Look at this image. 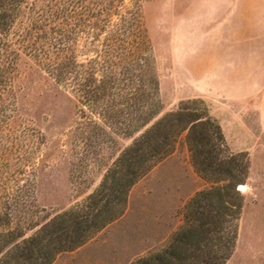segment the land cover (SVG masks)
<instances>
[{
	"label": "trees",
	"instance_id": "obj_1",
	"mask_svg": "<svg viewBox=\"0 0 264 264\" xmlns=\"http://www.w3.org/2000/svg\"><path fill=\"white\" fill-rule=\"evenodd\" d=\"M142 2L0 0V264H52L58 254L86 243L124 213L134 184L182 141L208 185L187 201L183 223L169 242L132 264H226L231 258L245 200L237 187L248 178L247 154L230 149L200 98L159 116L156 56ZM22 53L44 83L73 93L81 119L78 136L86 147L101 135H139L79 204L43 223L22 215L13 226L34 194L45 144L42 131L20 113Z\"/></svg>",
	"mask_w": 264,
	"mask_h": 264
},
{
	"label": "rangeland",
	"instance_id": "obj_2",
	"mask_svg": "<svg viewBox=\"0 0 264 264\" xmlns=\"http://www.w3.org/2000/svg\"><path fill=\"white\" fill-rule=\"evenodd\" d=\"M250 3H256L254 7L262 3L263 7L245 9L253 7ZM246 12L261 13L264 18V0L142 2V15L156 56L162 106L159 116L176 110L181 101L195 98L204 100L211 114L215 104L230 120L226 125L230 149L245 152L249 160L244 183L247 189L237 187L245 200L235 250L226 264H264V148L256 113L250 112L244 99L237 102L228 95L220 97L212 88L215 56L221 54L227 61L237 52L246 54L256 48L228 32ZM18 67L24 85L19 92L20 113L26 123L42 131L45 144L39 153L34 194L14 218L13 226L22 215L32 223H43L79 204L99 186L120 150L139 135H101L89 140L86 147L78 136L81 119L73 93L44 83L35 63L24 53ZM207 185L192 166L182 141L172 155L134 184L118 219L80 247L58 254L52 264H132L160 250L183 223L187 201ZM38 227L27 231L26 236Z\"/></svg>",
	"mask_w": 264,
	"mask_h": 264
},
{
	"label": "crops",
	"instance_id": "obj_3",
	"mask_svg": "<svg viewBox=\"0 0 264 264\" xmlns=\"http://www.w3.org/2000/svg\"><path fill=\"white\" fill-rule=\"evenodd\" d=\"M254 4L256 3H250L251 6ZM258 4L255 5L256 7L245 9H262L263 4ZM228 32L231 37H236V40H248L256 45V48L246 54L237 52L227 61L222 59L221 54L215 56L212 62V88L220 97L228 95L237 102L244 99L250 112L255 111L258 136L264 148V18L261 13L246 12L240 15L238 23ZM212 110V115L222 126L227 138L226 125L230 120L225 113L217 110L215 104ZM235 121L237 122L232 120V122Z\"/></svg>",
	"mask_w": 264,
	"mask_h": 264
},
{
	"label": "bare ground",
	"instance_id": "obj_4",
	"mask_svg": "<svg viewBox=\"0 0 264 264\" xmlns=\"http://www.w3.org/2000/svg\"><path fill=\"white\" fill-rule=\"evenodd\" d=\"M239 189H240L241 191H245V190L247 189V187H246L245 184H241V185L239 186Z\"/></svg>",
	"mask_w": 264,
	"mask_h": 264
}]
</instances>
